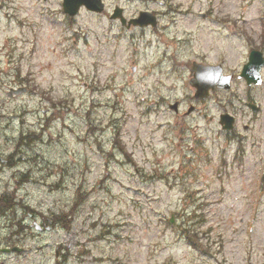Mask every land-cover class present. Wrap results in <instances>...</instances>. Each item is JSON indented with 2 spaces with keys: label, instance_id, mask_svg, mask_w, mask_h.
Returning <instances> with one entry per match:
<instances>
[{
  "label": "rangeland",
  "instance_id": "374dc122",
  "mask_svg": "<svg viewBox=\"0 0 264 264\" xmlns=\"http://www.w3.org/2000/svg\"><path fill=\"white\" fill-rule=\"evenodd\" d=\"M105 2L159 24L0 0V264H264V69L260 86L237 77L264 0ZM193 62L231 90L195 99Z\"/></svg>",
  "mask_w": 264,
  "mask_h": 264
},
{
  "label": "water",
  "instance_id": "95a60500",
  "mask_svg": "<svg viewBox=\"0 0 264 264\" xmlns=\"http://www.w3.org/2000/svg\"><path fill=\"white\" fill-rule=\"evenodd\" d=\"M85 6L86 9L102 13L104 10V4L102 0H64L63 2V9L65 13L70 16H76L81 7ZM121 17L120 15L116 14L113 18ZM205 18V15H202ZM122 22L124 23L125 20L121 17ZM134 25H139L140 27L152 25L156 26L157 20L156 17L153 16L151 13L142 12L141 16L132 21ZM264 58L261 57V54L258 52H253L249 56L248 63L244 66L241 78H245L247 80L248 85H260L262 83L261 77V69L264 67ZM191 72L194 78L191 80V85L194 86L197 90L195 97L197 99L207 98L209 96L210 90H215L217 88H222L226 90H230L231 88V76H224L223 75V68L221 66H203L197 63H194ZM16 95H20L26 92V89H20L14 91ZM9 96H12V93H9ZM178 103L172 105L171 108L177 111ZM248 106L255 112L259 110L255 105L248 104ZM192 111V108L189 110V113ZM235 119L228 115H222L220 124L223 126L225 130H232L234 127ZM15 251H20L16 250ZM5 251L9 252V249Z\"/></svg>",
  "mask_w": 264,
  "mask_h": 264
},
{
  "label": "flooded vegetation",
  "instance_id": "af4514ba",
  "mask_svg": "<svg viewBox=\"0 0 264 264\" xmlns=\"http://www.w3.org/2000/svg\"><path fill=\"white\" fill-rule=\"evenodd\" d=\"M119 4L117 2H114L113 3V8H112V11L111 13L108 12L107 14V17L111 19V15L112 13L116 10V8H118ZM124 13V12H123ZM140 13V11L138 12V14ZM157 15V14H156ZM136 17L135 16H132L129 18V20H133L134 18ZM114 22H119V21H114ZM120 23V22H119ZM79 33H76V35H78ZM251 45L247 48V51L248 53L250 54L251 51L253 50H258V51H261L263 54H264V38H261L258 42H256L254 39H251L249 38L248 39V42H247V45ZM253 45H257L258 48L256 47H253ZM230 137H233L232 139L229 140V143H227L222 149L226 152L228 151L229 148L232 147V143L233 142H237L239 144L240 147H242L243 144H245V138L243 136H233L231 135ZM244 149H245V146L243 145ZM240 151V150H239ZM245 151V150H244Z\"/></svg>",
  "mask_w": 264,
  "mask_h": 264
},
{
  "label": "trees",
  "instance_id": "16d2710c",
  "mask_svg": "<svg viewBox=\"0 0 264 264\" xmlns=\"http://www.w3.org/2000/svg\"><path fill=\"white\" fill-rule=\"evenodd\" d=\"M22 138H24V137H22ZM9 197L10 196H8L7 194L2 195L0 198V204H2L3 206H5L7 208H11L12 205L14 204V201Z\"/></svg>",
  "mask_w": 264,
  "mask_h": 264
}]
</instances>
